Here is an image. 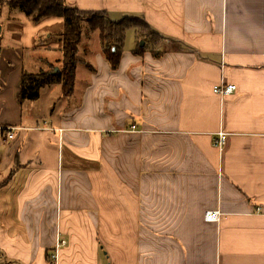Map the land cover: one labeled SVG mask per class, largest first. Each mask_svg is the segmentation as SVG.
Instances as JSON below:
<instances>
[{
  "label": "crops",
  "instance_id": "0c3cea01",
  "mask_svg": "<svg viewBox=\"0 0 264 264\" xmlns=\"http://www.w3.org/2000/svg\"><path fill=\"white\" fill-rule=\"evenodd\" d=\"M65 2L142 17L162 54L124 44L112 70L100 42L91 60V35L94 70L77 64L69 98L85 125H66L59 86L18 98L23 66L59 64L63 19L0 9L1 217L21 225H0V258L54 264L58 236L57 264H264V0ZM221 82L236 90L221 97ZM36 107L51 120L35 121Z\"/></svg>",
  "mask_w": 264,
  "mask_h": 264
},
{
  "label": "trees",
  "instance_id": "16d2710c",
  "mask_svg": "<svg viewBox=\"0 0 264 264\" xmlns=\"http://www.w3.org/2000/svg\"><path fill=\"white\" fill-rule=\"evenodd\" d=\"M6 6L9 11H21L34 23L45 17H61L63 28L52 36L62 42L61 58L58 70L51 65L49 69L29 71L22 68L19 82V102L39 99L44 87L59 86L61 95L70 98L74 92L75 70L78 63H84L90 70H94L91 62L83 58L80 53L89 52L88 44L83 43L84 37L89 38L94 32L99 35L101 51L112 70L119 67L124 50L125 37L128 29L133 28L139 42L133 53L142 55L151 44L153 56L159 57L162 53L154 50L162 40L158 32L139 16H126L119 20L109 18L105 10H86L68 5L65 0H0V8ZM149 40V41H148ZM150 42V43H149ZM50 260V255L47 256Z\"/></svg>",
  "mask_w": 264,
  "mask_h": 264
},
{
  "label": "rangeland",
  "instance_id": "374dc122",
  "mask_svg": "<svg viewBox=\"0 0 264 264\" xmlns=\"http://www.w3.org/2000/svg\"><path fill=\"white\" fill-rule=\"evenodd\" d=\"M94 33H97V32H94ZM91 37H93V36H90L89 38L84 37L82 45H84L85 43L86 44H90L91 43V39H90ZM141 41H142V39L138 38V36L136 35V32H135V30L133 28H130V29L127 30L126 40H125V46L126 47H129V46H133L134 47V46H136L138 44V42L140 44ZM98 42H100V41L96 40V42H95V40L94 41L92 40V43H93V47L92 48H93V50H94V46L95 45L99 46ZM150 48H151V44L147 43V49L146 50H150ZM93 50H92V53H91V56H90L92 61H93V59L96 56V51L95 50L93 51ZM80 55L84 58V54L83 53H80ZM40 66H43V64H40ZM60 66H61V64L59 63V64H57L56 67L58 68ZM85 69H86L87 73H90V70L88 68L85 67ZM27 70H29V71H35L36 70L37 71V69H33V67L30 66V65H27ZM84 71L85 70L79 72L78 90H79V86H80V80L84 77V74H85ZM9 85H12V84H9ZM45 89L43 90L44 92H42L43 93L42 98L45 97L44 95H45V93L47 91ZM59 90H60V88H59ZM61 97H63V96L61 95ZM62 100L65 103H69L71 107L69 109H67V111L65 112L66 115L62 118L60 123H63V124H66V125L67 124H72V125H75L77 127L84 126L85 122L83 121L84 117L81 115L82 113H80L81 109H79V106H78L77 109H74V107L79 103L78 99L75 98L73 100H70L69 98H64ZM62 100H60V101L57 100L56 101L57 107L59 105H61L62 103H64ZM25 102L33 103V101L26 100V101L22 102L21 104H23ZM38 103L39 102H36V105H39ZM25 111H26V109H25ZM30 113L32 115V118L35 121L38 120L41 124L44 123V122H47L48 119L51 120V117L48 114H43L42 110L40 108H38V107L30 109ZM34 115H35V117H33ZM28 123H34V121L33 122H28ZM0 137H1V132H0ZM0 151H1V149H0ZM17 188H18V182H15V183L11 184L10 186H8L7 191H8V194H9V198H13V195L15 194ZM0 189H1V187H0ZM2 192H3V190H0V196H1ZM2 208H3V205H2L1 200H0V225L6 226V225L12 224L11 227L20 228L21 225L19 224V222L15 218V211L14 212L10 211V210L6 211L5 216L3 215L1 217ZM18 263L19 262L4 260V259L0 258V264H18Z\"/></svg>",
  "mask_w": 264,
  "mask_h": 264
},
{
  "label": "built area",
  "instance_id": "2783aa9c",
  "mask_svg": "<svg viewBox=\"0 0 264 264\" xmlns=\"http://www.w3.org/2000/svg\"><path fill=\"white\" fill-rule=\"evenodd\" d=\"M236 90V85L233 83H225L221 82L219 84H215L213 86V92L220 95L221 97H225L227 95L232 94ZM5 138L6 139H12L13 138V130H6L5 132ZM225 143V133L219 132L217 135V139L215 141V144L220 149ZM221 213L219 210H209L206 211L204 214V219L206 221H218L220 219ZM66 244V241L60 237H56V242L53 247V251L50 254V260L57 264V261L60 256L61 248Z\"/></svg>",
  "mask_w": 264,
  "mask_h": 264
},
{
  "label": "water",
  "instance_id": "95a60500",
  "mask_svg": "<svg viewBox=\"0 0 264 264\" xmlns=\"http://www.w3.org/2000/svg\"><path fill=\"white\" fill-rule=\"evenodd\" d=\"M144 44V42H143V40L140 42V45H143ZM55 70H58V68L56 67L55 68Z\"/></svg>",
  "mask_w": 264,
  "mask_h": 264
}]
</instances>
